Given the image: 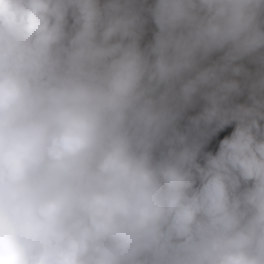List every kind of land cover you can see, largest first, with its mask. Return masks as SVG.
<instances>
[{"label":"clouds","instance_id":"clouds-1","mask_svg":"<svg viewBox=\"0 0 264 264\" xmlns=\"http://www.w3.org/2000/svg\"><path fill=\"white\" fill-rule=\"evenodd\" d=\"M0 264H264V0H0Z\"/></svg>","mask_w":264,"mask_h":264}]
</instances>
